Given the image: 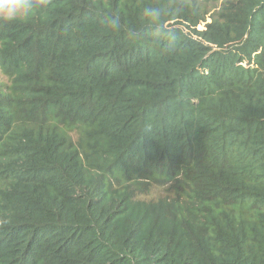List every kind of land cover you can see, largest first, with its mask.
Returning a JSON list of instances; mask_svg holds the SVG:
<instances>
[{
	"label": "trees",
	"instance_id": "obj_1",
	"mask_svg": "<svg viewBox=\"0 0 264 264\" xmlns=\"http://www.w3.org/2000/svg\"><path fill=\"white\" fill-rule=\"evenodd\" d=\"M152 2L0 26V264H264V0Z\"/></svg>",
	"mask_w": 264,
	"mask_h": 264
},
{
	"label": "clouds",
	"instance_id": "obj_2",
	"mask_svg": "<svg viewBox=\"0 0 264 264\" xmlns=\"http://www.w3.org/2000/svg\"><path fill=\"white\" fill-rule=\"evenodd\" d=\"M42 0H0V26H8L26 21L34 17ZM172 15V0H153L142 12V19L135 28H127L130 40L139 38L140 32L145 28L152 30L154 39L169 36L165 19ZM102 25L112 32H120L125 26L121 17L116 13H105Z\"/></svg>",
	"mask_w": 264,
	"mask_h": 264
},
{
	"label": "rangeland",
	"instance_id": "obj_3",
	"mask_svg": "<svg viewBox=\"0 0 264 264\" xmlns=\"http://www.w3.org/2000/svg\"><path fill=\"white\" fill-rule=\"evenodd\" d=\"M208 17V15L206 16V18ZM210 22V19L207 18L205 23H202L201 24V28L199 29H202L204 27L205 24L209 23ZM0 82L1 83H6L7 85L9 84V79L7 77H5L1 72H0ZM163 195V192L160 190V189H154L151 191L150 195L147 196L148 199L150 198H157L159 196H162Z\"/></svg>",
	"mask_w": 264,
	"mask_h": 264
}]
</instances>
